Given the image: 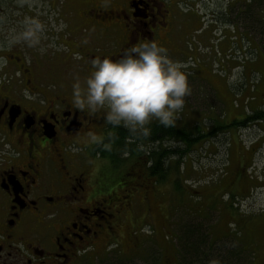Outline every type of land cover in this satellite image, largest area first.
Listing matches in <instances>:
<instances>
[{
	"label": "flooded vegetation",
	"instance_id": "1",
	"mask_svg": "<svg viewBox=\"0 0 264 264\" xmlns=\"http://www.w3.org/2000/svg\"><path fill=\"white\" fill-rule=\"evenodd\" d=\"M202 1L208 2L41 0L45 6L16 10L11 0H0V264H83L112 229L111 204L119 198L105 189H122L103 185L95 177L100 169L118 170L124 181L155 178L146 159L150 145L135 150L131 160L123 156L118 168L97 152L98 145L86 143L89 130L103 135L110 125L102 112L74 107L72 84L87 77L93 58H119L149 41L166 47L170 58L195 60V70L185 72L198 76L199 63L222 48L218 40L209 48L211 29H199L197 9H208ZM25 17L56 28L46 35L53 44L47 55L10 42L24 29ZM201 47L207 51L198 59Z\"/></svg>",
	"mask_w": 264,
	"mask_h": 264
},
{
	"label": "rangeland",
	"instance_id": "2",
	"mask_svg": "<svg viewBox=\"0 0 264 264\" xmlns=\"http://www.w3.org/2000/svg\"><path fill=\"white\" fill-rule=\"evenodd\" d=\"M11 2L16 10L45 6L41 0ZM202 2L209 9H197L203 29H211L215 42L222 37L221 30L226 38L218 40L220 55L215 47V54L199 63V77L188 75L191 92L178 114L177 128L197 136V142L186 156L167 161L163 180L131 176L124 181L123 172L121 175L107 165L100 169L95 177L103 185L118 183L122 189L117 191L114 184L105 189V194L115 192L113 197L119 198L111 204L115 215L112 229L83 264H175L177 236L189 223L202 226L207 237L204 251L210 257H231L229 263L237 264V252H242L253 256L248 264H264V34L257 16L258 11L264 14L258 8L259 2L264 7V0ZM210 21L218 26L208 24ZM233 22L239 26L233 27ZM55 29L45 25L33 49L47 55L53 44L46 35ZM201 50L207 51L201 47L198 59ZM183 62L187 64L184 71L195 70L193 61ZM222 126L228 128L220 129ZM172 140L178 146L168 141L164 147L186 148L181 140ZM89 171L93 176L96 170ZM142 252L144 261L137 257ZM127 259L133 260L128 263Z\"/></svg>",
	"mask_w": 264,
	"mask_h": 264
},
{
	"label": "clouds",
	"instance_id": "3",
	"mask_svg": "<svg viewBox=\"0 0 264 264\" xmlns=\"http://www.w3.org/2000/svg\"><path fill=\"white\" fill-rule=\"evenodd\" d=\"M23 23L24 29L10 42L34 47L44 26L35 17H25ZM91 65L87 77L83 81L77 77L72 84V104L77 110L89 115L102 112L105 123L112 129H127L126 140L136 144V151L144 150L143 142L152 134L149 125L153 121L165 128L177 126L178 114L191 89L183 70L187 64L171 59L166 47L156 41L132 45L119 58L95 57ZM86 137V143L108 152L119 138L112 130L103 135L89 130ZM168 144L178 146L175 140ZM129 154L127 149L123 151V156Z\"/></svg>",
	"mask_w": 264,
	"mask_h": 264
},
{
	"label": "trees",
	"instance_id": "4",
	"mask_svg": "<svg viewBox=\"0 0 264 264\" xmlns=\"http://www.w3.org/2000/svg\"><path fill=\"white\" fill-rule=\"evenodd\" d=\"M260 1V0H257ZM259 7L264 9L262 6L263 3H258ZM258 28H260L261 34H264V14L261 13V11H258ZM259 115V114H258ZM155 124V126H154ZM149 125L152 129L151 136L144 141V145L148 146L151 145L152 147L149 149V153L147 155L148 163L151 164V167H149L150 175L159 177L163 180L165 177V171L168 170L167 161L171 160L172 158H182L187 155V151H189V147H191L192 144L195 143L196 139L188 134L184 128H178L176 132L174 131V128H165L162 125H159L157 122ZM244 124V123H243ZM242 124V125H243ZM231 126H236L231 125ZM217 127V125H216ZM228 128L227 126H222L220 129ZM108 130L114 131L117 136L119 137L115 144L113 145V150L111 152L102 150L99 146L97 147V152H99L102 157L108 158L113 164H120L124 160L123 158V151L127 149L129 151V158L134 157V152L136 150V144L135 143H129V146L127 147V141L126 138L128 137L129 133L127 129L123 127H118L115 129H112L111 126H109ZM211 132L207 133V136L210 137ZM159 136V137H158ZM181 140L186 145V148L183 150H173L172 148H165V143L168 141H171L172 138ZM197 137V136H196ZM197 142V141H196ZM154 145L159 146V149L156 147H153ZM119 152V156L116 155ZM176 153H179L178 156ZM175 154V155H174ZM166 168V169H165ZM244 175L247 173V169L243 171ZM238 174V179H239ZM231 197V196H230ZM202 226L194 225L193 223L185 224L182 227L181 230V236L178 239V248H177V259L175 264H230L229 261L231 257L221 258V256L215 255V256H209L205 251L204 247L206 245V238L205 233ZM244 252V250H243ZM234 255V254H231ZM136 256V255H135ZM237 256L239 257V263L242 264V260H244L243 264H248L249 258L251 259L253 256L251 255L248 257L246 254L243 255L242 252H237ZM137 257L141 258L140 261H144L142 259L145 258L143 252L142 254L137 255ZM155 259L158 260V257L154 256ZM133 259H127L128 263L131 262ZM158 262V261H157ZM151 264V263H150Z\"/></svg>",
	"mask_w": 264,
	"mask_h": 264
}]
</instances>
